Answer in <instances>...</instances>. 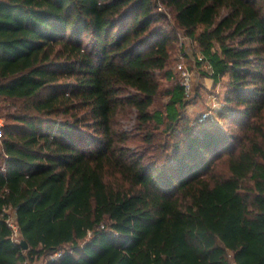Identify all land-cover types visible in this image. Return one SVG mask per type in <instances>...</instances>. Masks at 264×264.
Instances as JSON below:
<instances>
[{
  "label": "trees",
  "instance_id": "1",
  "mask_svg": "<svg viewBox=\"0 0 264 264\" xmlns=\"http://www.w3.org/2000/svg\"><path fill=\"white\" fill-rule=\"evenodd\" d=\"M178 30L238 139L181 125L180 84L152 110ZM0 100V264H264V0H0Z\"/></svg>",
  "mask_w": 264,
  "mask_h": 264
},
{
  "label": "rangeland",
  "instance_id": "2",
  "mask_svg": "<svg viewBox=\"0 0 264 264\" xmlns=\"http://www.w3.org/2000/svg\"><path fill=\"white\" fill-rule=\"evenodd\" d=\"M158 11L165 12L168 19L165 24L175 26L172 11L163 5H159ZM162 22V21H161ZM204 55L198 41L195 38L188 36L184 31L178 30V39L172 48V59L165 70L157 71V78L160 83V93L156 98L152 110H166V104L169 102L171 94L170 91L175 85L180 84L184 80L183 74L179 69V64L183 63L192 75V89L185 93V104L181 107L182 120L189 122L191 126H200L202 123L213 128H218L221 131L227 132L231 137L237 139L243 134V130L248 126V118L241 115L239 110L229 108L230 104L227 102V95L230 91L229 76L223 77L219 82H215L210 77L211 70L208 69V62L200 59ZM169 72V73H168ZM171 75V76H169ZM12 102L0 100V119L5 125L6 115L12 112ZM122 127L132 133L138 134V120L135 109L130 110L127 116L120 118ZM166 136L168 129L161 128ZM233 143H236L233 140ZM226 169L224 161H220L219 171L223 173ZM10 224L14 228V238L21 241V234L16 224V215L13 210H10ZM52 254H48L29 264H46L51 260ZM233 261V257L230 255Z\"/></svg>",
  "mask_w": 264,
  "mask_h": 264
},
{
  "label": "built area",
  "instance_id": "3",
  "mask_svg": "<svg viewBox=\"0 0 264 264\" xmlns=\"http://www.w3.org/2000/svg\"><path fill=\"white\" fill-rule=\"evenodd\" d=\"M200 59L205 61V59H206L205 55L200 56ZM178 67L181 70V72L183 74V78H184V80L182 82V86L184 87L185 93L188 94L191 91V89H192V82H191L192 75H191V72L187 69V67H185L183 65V63H180ZM208 69L212 70V66H211V64L209 62H208ZM3 125L4 124L2 123V121L0 119V138H1L2 132H3V130H2ZM63 254H64V250L58 251V252L53 254L51 260L58 259L61 256H63Z\"/></svg>",
  "mask_w": 264,
  "mask_h": 264
},
{
  "label": "water",
  "instance_id": "4",
  "mask_svg": "<svg viewBox=\"0 0 264 264\" xmlns=\"http://www.w3.org/2000/svg\"><path fill=\"white\" fill-rule=\"evenodd\" d=\"M21 245L23 246L24 249H28V247H29V244H28V242L25 239H23L21 241Z\"/></svg>",
  "mask_w": 264,
  "mask_h": 264
}]
</instances>
